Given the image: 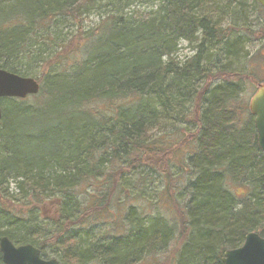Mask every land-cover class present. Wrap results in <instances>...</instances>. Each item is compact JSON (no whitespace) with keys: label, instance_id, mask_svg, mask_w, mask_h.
I'll list each match as a JSON object with an SVG mask.
<instances>
[{"label":"trees","instance_id":"trees-1","mask_svg":"<svg viewBox=\"0 0 264 264\" xmlns=\"http://www.w3.org/2000/svg\"><path fill=\"white\" fill-rule=\"evenodd\" d=\"M132 4L149 12L125 13ZM108 8L79 37V59L65 53L53 30ZM247 8L260 10L251 0H0V70H41L36 96L0 101V239L59 264H143L176 246L172 264H221L247 234L264 239V157L234 81L253 34L242 31ZM180 42L192 52L182 64ZM48 43L60 53L45 58ZM180 147L194 151L178 170ZM149 186L152 212L134 205ZM120 200L119 227L93 225Z\"/></svg>","mask_w":264,"mask_h":264},{"label":"rangeland","instance_id":"rangeland-1","mask_svg":"<svg viewBox=\"0 0 264 264\" xmlns=\"http://www.w3.org/2000/svg\"><path fill=\"white\" fill-rule=\"evenodd\" d=\"M225 4V3H224ZM247 5L252 6L250 1L247 2ZM111 9L112 8H108V9H101L98 12L96 10L90 12L87 15H81L76 21H73L72 19H67V21L64 24H59V26L57 28H55L53 31H55V35L56 37H58L60 40L62 41L61 44H63V47H68V50L65 53H69L70 55L72 54V52L74 51V49L76 50L77 46H79V42L78 39L80 36H85L87 34H89L91 31L95 30L96 27L100 24L101 21H104L105 18H107L108 16L112 15L111 14ZM149 8H146L144 6H140L137 4H132L130 5L127 9L124 10L125 13H133L136 12L138 14H146L149 12L148 10ZM247 19L249 20L247 23V25L245 26V24L242 23V27L244 28H250L253 31V34L251 36V41L249 42H241V57H240V61L237 62L236 66L238 69H241V76H244V79L240 76V74L238 75V78L235 79L234 81H236V83L241 86V94L238 98V102L237 104L240 106L241 109V118L240 120L246 121L252 118L248 112V104L249 101L251 99V97L253 96V94L256 91V87L255 85H253L251 83L250 80H254L257 83H261V81L264 80V11L262 9L257 10V12L253 11V9L251 8H247ZM19 12V8L14 7V9L9 11V15L7 13V15L9 16L8 18H13L12 16L15 15L16 13ZM2 17H0V21H1ZM227 25H232V21L229 18L228 20H226L225 22ZM241 26V25H240ZM230 34L236 35L235 31H230ZM257 35H259V38H256ZM77 38V39H76ZM72 42V43H71ZM58 43H56L55 45L52 44H47L45 46L46 50V54L44 55L45 58L49 55L52 54H58L60 53V50L57 48ZM192 54L190 48L185 44V43H179L178 47H177V51L175 53V56H173V58L176 61L181 62V64L186 60V58H188L190 55ZM248 54V55H247ZM72 58L74 59H79V54L78 53H73ZM31 72H32V79L39 77L41 70H39V67L36 65H33L32 67H30ZM251 117V118H250ZM252 124H253V118L251 119ZM241 123V122H240ZM242 125V123H241ZM240 125V126H241ZM159 135V134H157ZM156 135V137H157ZM174 149V153L171 154L170 158L171 160H175V164L179 168L181 167V169H184L187 167L188 163H186L185 160H187L188 156L194 151V148H173ZM170 161V160H169ZM176 169V168H175ZM187 170V169H186ZM183 172V171H182ZM188 172V170H187ZM184 176L180 177L181 180V185L185 183L186 179H183ZM186 178V177H184ZM136 180V178L134 179ZM157 179L154 178L153 182L155 184ZM153 187V186H152ZM152 187H148L147 189V193H146V199L143 201L142 199H138L137 197H135L134 200V205L135 206H144V208L146 207V205L151 206V202L152 201V197L154 196L152 194ZM84 190V189H83ZM82 190V191H83ZM89 189H87L88 191ZM9 192L11 193H15V191H13V184L11 183L9 185ZM183 197V196H181ZM182 200V199H181ZM132 202V201H131ZM126 202L120 200V201H116L112 203V205L109 207V213L106 212L105 215L102 216L101 221L100 220H96V223L93 224L94 226H98L100 227V229L102 231H105L106 229H109L110 226L109 225H104L105 222L111 223L112 221H114V228L119 227L118 225V221L117 219L119 215V210L121 208V206L125 205ZM146 211L152 212L153 210L146 207L145 209ZM94 230L98 229L93 228ZM119 231V230H118ZM95 231H93L94 233ZM178 250V246H176V248H172L171 250L165 251L164 253L158 255L157 258H152L149 259L148 261H146L143 264H172L173 263V256L175 255L176 251Z\"/></svg>","mask_w":264,"mask_h":264},{"label":"water","instance_id":"water-1","mask_svg":"<svg viewBox=\"0 0 264 264\" xmlns=\"http://www.w3.org/2000/svg\"><path fill=\"white\" fill-rule=\"evenodd\" d=\"M256 1L264 9V0ZM39 91L40 85L35 79L0 70V101L25 100L36 96ZM248 112L253 118L257 147L264 157V83L257 87L251 97ZM0 259L2 264H59L53 259H42L40 252L32 246H14L7 238L0 239ZM221 264H264V239L256 233L247 234L239 248L223 253Z\"/></svg>","mask_w":264,"mask_h":264},{"label":"flooded vegetation","instance_id":"flooded-vegetation-1","mask_svg":"<svg viewBox=\"0 0 264 264\" xmlns=\"http://www.w3.org/2000/svg\"><path fill=\"white\" fill-rule=\"evenodd\" d=\"M251 1L253 2V4H254L255 6H257L258 8H260V9H262V10L264 11V9L258 4V2H257L256 0H251ZM242 31H243V34H247V33H246V32H247V28L244 29V30H242ZM258 36H259V35H257L256 38H259ZM249 41H251V39H249V38H245V40H244V42H249ZM247 55H248V54H247ZM241 77L244 79V76H241ZM250 81H251V83H252L253 85H255L256 89H257V87H258L259 85H261V84L264 83V80L261 81V83H260V82L257 83V82H255L253 79L250 80Z\"/></svg>","mask_w":264,"mask_h":264}]
</instances>
